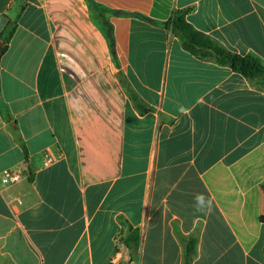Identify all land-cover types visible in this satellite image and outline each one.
Here are the masks:
<instances>
[{
    "label": "crops",
    "instance_id": "0c3cea01",
    "mask_svg": "<svg viewBox=\"0 0 264 264\" xmlns=\"http://www.w3.org/2000/svg\"><path fill=\"white\" fill-rule=\"evenodd\" d=\"M179 11L264 66V0H0V36L17 24L0 58V264H185L189 236L191 264H264V76L187 51ZM46 151L63 158L45 168Z\"/></svg>",
    "mask_w": 264,
    "mask_h": 264
},
{
    "label": "trees",
    "instance_id": "16d2710c",
    "mask_svg": "<svg viewBox=\"0 0 264 264\" xmlns=\"http://www.w3.org/2000/svg\"><path fill=\"white\" fill-rule=\"evenodd\" d=\"M90 6L93 14H98L99 9H96L93 3H91ZM185 14L186 11L177 12L169 25L172 27L174 34L180 38L183 47L187 51L200 58H214L219 64L229 66L234 71L240 72L249 78L264 76V66L259 60L250 56L241 57L225 50L210 37L198 32L192 25H190L185 19ZM95 19H97V17L94 15V20ZM16 25L17 24L14 22H9L5 31L0 36V58L8 48V44L14 34ZM104 30L112 52L115 53L112 26L105 23ZM262 189L264 192V181L262 183ZM261 221L264 223V213L261 217ZM185 241L187 251L185 264H191L193 257L197 252L198 240L193 236H189L185 238Z\"/></svg>",
    "mask_w": 264,
    "mask_h": 264
},
{
    "label": "built area",
    "instance_id": "2783aa9c",
    "mask_svg": "<svg viewBox=\"0 0 264 264\" xmlns=\"http://www.w3.org/2000/svg\"><path fill=\"white\" fill-rule=\"evenodd\" d=\"M62 158L63 155L61 153L46 151L43 156V167L48 168ZM23 175L24 174L22 172L5 170L1 175V182L3 185L16 184L22 180Z\"/></svg>",
    "mask_w": 264,
    "mask_h": 264
},
{
    "label": "clouds",
    "instance_id": "9594fccd",
    "mask_svg": "<svg viewBox=\"0 0 264 264\" xmlns=\"http://www.w3.org/2000/svg\"><path fill=\"white\" fill-rule=\"evenodd\" d=\"M195 208L197 212H211L212 201L203 194H198L195 197Z\"/></svg>",
    "mask_w": 264,
    "mask_h": 264
}]
</instances>
